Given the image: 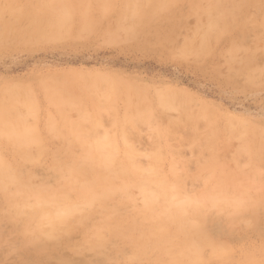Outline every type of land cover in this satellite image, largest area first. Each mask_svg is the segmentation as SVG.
<instances>
[{
    "label": "rangeland",
    "instance_id": "rangeland-1",
    "mask_svg": "<svg viewBox=\"0 0 264 264\" xmlns=\"http://www.w3.org/2000/svg\"><path fill=\"white\" fill-rule=\"evenodd\" d=\"M261 1V4L257 6V8H243L242 14L249 15L251 21L244 22V19H242V21H240V19L235 20V24L233 23L227 27L229 32L226 34L224 33L228 31L227 29H225L227 31L223 33V31L218 29L209 28V21L206 15L203 14L202 11L198 12V14L196 12L195 14L191 11V7L187 1H182L174 7L167 9L164 14L158 15L153 22L147 23L145 27L143 26L138 29L136 26L139 33L133 37L131 35H129V37L128 33L125 32V26L130 24L127 26L128 29L132 25V21L130 20H128L130 22L124 21V24L122 23L124 28L121 27V30L124 32L115 31L117 34L119 33L118 38L116 33V35H112L115 39L103 28L105 27L104 24H100L93 32L94 34L91 33L92 35L87 34L80 38L71 37L69 39L68 36H63L64 39L60 37V40L57 38L53 39L54 41L52 39H49L50 41L48 39H42L30 41L28 43L24 41L23 43L21 38L20 40L19 38L18 40H14L15 36H18L12 34V36L10 35V41L12 43L6 39V44L9 42L7 46L4 43L6 40L2 43L4 46L1 44L0 40V92L6 91L7 88L10 89L11 86L14 88L17 86L19 87V85L20 87L25 86L32 88L41 102L42 94L38 86L42 85L44 88L46 87V89L58 91L60 87L63 86V84H61L64 82L61 81L62 79L68 81L67 84L71 87L74 85L76 88L78 87L77 89H74V87L71 89L69 86L71 89L69 91L68 88L67 93L69 96L65 94L67 97H71L70 99L73 98L75 102L86 96L83 95V92L86 93L87 91L83 90L85 87L82 84L86 83L87 80L88 83L89 80H91V82L99 80V82L96 81V83L98 82L99 86L97 85V91L100 93H98L95 99L98 100L101 97L102 101L105 99L102 93L103 91H107L106 87L108 85L116 87L117 84V89L123 92V89L127 88L126 90L130 91L132 87V89H134V95L142 92L147 96L149 93V99L156 96L159 91V93H165V91H167L165 94H169L173 99L176 97V101L179 100L177 102L175 101L171 108L164 107L162 108V110H164L162 112L161 109H159L160 112L154 123L155 127L159 129L162 128V130H164V127H166L165 130L171 131L172 136L170 135L171 137L169 136L170 138H168L167 141V136H165V134L154 136L156 133L155 130H152L153 127H151V125L139 124L136 129L130 132L128 140L141 155L139 161L142 165L148 163L146 155L152 152L157 140L159 141L158 144L160 147L164 150L171 146L170 148L173 153L168 154L173 158H177L179 162L177 165L178 174L180 173L186 177L181 192L184 195L194 194V196L197 197L201 195L204 189V178L203 176L201 178L197 176V168L200 161L206 160L211 155L210 151L208 152L206 149L204 150L202 148L206 140L205 134H207L205 123L209 119V121L214 119L219 126L218 132L216 133H218L223 143V147L219 148L220 150L217 149L216 154L219 155L221 160L223 158L222 161L228 163L227 168L229 171L233 172L240 169V171L246 175L252 174L253 165L249 163L247 159L249 156H245L252 152L253 156L254 154H258L260 157L258 158L263 160L258 162L259 165L256 168V173L253 172L255 174H252L251 179L246 181V187H248L250 194L247 193L250 201L254 203V207L243 211L239 217H234L233 211L229 209L231 207L226 206V208H223L225 215L222 213V208L220 210H213L209 213L208 218L205 219V221L207 220L206 223L203 221L205 235L212 240L219 241L222 245L224 244V248L226 247L223 252L224 254L219 251L220 258H211V260L210 257L213 253L212 249L209 246L203 247V258L206 257L205 264H264V148L262 149L263 152H260V150L257 153L254 151L255 148L253 147L254 144L256 146L258 145V141L261 142L259 144H263L261 139L263 140L264 138V29L259 27L264 18V0ZM5 16V18H7L9 15ZM109 21H111V23L115 22V16L112 15ZM116 25L117 23L115 27ZM234 25H236L235 28L233 27ZM211 29L213 31L210 36L208 33L210 34L211 31L209 30ZM214 30L217 32L216 36ZM218 31H220V35L222 32L223 36L217 38ZM203 33L210 37L209 41L208 37H205L208 43L207 45L209 46L205 45L206 41L203 44L198 39L199 35L201 37ZM236 39L240 46L235 53H232L230 51L231 45L237 41ZM65 78L68 79L66 80ZM75 78L78 79L76 80ZM79 78L84 80V82H81ZM107 78H109V80ZM45 79L49 80L48 82L51 81V86L47 85L45 82L44 85L41 84ZM100 79L104 80V82L101 81L102 83H100ZM55 81H58L56 85L61 82L57 86L58 89L56 85L52 86ZM110 81H113V83ZM105 82L107 83L104 85L103 83ZM108 82L110 83L108 84ZM133 83L135 85H133ZM137 87L139 89L141 88V92ZM144 88H147L148 91ZM12 89L13 88L10 90ZM10 90H7V92ZM71 91L72 94H70ZM78 91L82 94L78 93ZM172 91L174 92L172 93ZM130 92H132V90ZM176 93H178L177 96ZM180 93L183 98H181V102L179 98ZM78 94H80L82 98L80 95L76 96ZM184 95H187L186 97L189 101L186 100ZM66 96L63 97L66 98ZM135 98L137 97L135 96L130 100L138 105L140 100ZM123 100L124 99H117L118 102L115 101L114 103L116 105L119 103L118 106L114 105L115 110L119 114H122L125 108ZM182 101H184V105L187 107L189 106V111L185 114L183 113L184 106L182 105ZM2 104V93H0V107ZM43 105L45 109L43 108L44 111L40 119L35 120L32 117H28V119H30H27L28 124L30 126H35L37 122L36 125L38 126L39 132L44 138L46 137L45 139L49 140L48 146L51 149L58 150L66 144L65 137L61 135L60 138L58 135H53L44 128L45 114L48 112L58 117L59 112L62 111L61 114H65L64 116L67 117L70 122L76 120L79 123L80 119L78 116L79 114H77V107L75 105L70 106L69 104L55 106V104L43 103ZM20 107V111L22 110L21 113H25V107ZM206 108L213 109L210 111L208 110L209 112L207 113H210L211 116L208 114L207 119ZM57 109L60 111L57 112ZM63 109L65 111L70 109L72 112L71 115H68L70 110L64 112ZM203 112L205 113L204 116L202 115L199 117ZM105 114L106 113H103L101 116V119L103 118L100 120L103 129L101 130L110 131L112 127L111 116L106 114V117L104 116ZM181 114L182 116H180ZM188 115L191 116V119ZM185 118H187L189 122L191 121V125H194L193 127L196 128H191V125ZM232 118L234 119L232 123L234 126L231 124ZM181 119L182 122H180ZM183 119L186 120L184 123ZM33 120L34 122L36 121L34 124H32ZM172 120H178L175 121L176 124L178 122L181 124L178 123L179 125L177 124V126H175L176 124L175 122H171ZM197 120H201L202 123H198ZM76 121L72 123H76ZM192 121L195 124L197 122V124H193ZM228 121L230 125H227ZM170 122L173 123V127L170 126ZM83 124L84 128L82 127V129L85 132H82L84 135L90 133L92 130L91 124H88V122H84ZM197 126L199 130L198 133L195 131ZM223 126L232 136L224 134L226 131L220 128ZM89 129L91 130L89 131ZM221 130L224 132H221ZM236 130L239 131V136L236 134ZM233 131L235 132L234 134ZM194 133H196L195 136ZM255 133L257 137L254 135ZM196 140H199L198 144H194ZM247 141H249V143ZM246 142L249 145V151L243 150L246 146ZM248 145L246 147H248ZM76 148H78L76 149V152L78 151L77 155H80L81 149L79 147ZM36 151V146H33L32 152L36 154ZM41 158L39 165L37 164L38 166L29 165L26 167V171H31L35 175L31 187L34 189H38L37 186H41V188L43 187L45 189L58 187L60 181L54 174L55 171L48 166L50 158L47 156ZM165 171H169V162L165 164ZM192 177L194 179H192ZM120 193L116 195V197H119L116 198L115 203L112 204V201L109 202L110 204L108 203V209L114 208V204H116V206L118 205L117 208H120L117 212L119 217L107 218V220L110 219L107 223L110 225L109 221H113L112 223L115 222V226L118 227V225L121 224L118 219H122V222H128V220H133L135 218L137 221L140 220V222L142 221L146 224L147 221H143L144 214L140 211L144 204V197L140 185L137 183L133 184L130 186L129 190ZM127 193H130L132 197ZM30 200H32V198ZM117 200L120 202H117ZM98 207L93 209L91 215L94 217L90 215L92 217L91 221L88 222V220H90L89 216L88 219L83 222L85 227L79 225L72 232H69V235L62 232L57 242L46 243V245L41 248L35 244H33L35 246H32V244L28 246L26 237L18 227V223L10 220L6 212L7 204L4 194L0 192V264H177L162 259L157 251H155L156 249L153 245L149 243H144V245L140 246L141 248H137V246L130 244L128 241L126 242L125 239L118 238L109 240L110 243L108 242V244L104 243L101 249L93 248L96 245L93 246L95 241L93 242L94 238L92 239V236L94 237V235L92 234L101 227L104 221L102 220V216H104L103 210L106 209L105 211H108L107 208L104 209L103 207H99L98 209ZM156 213L160 214L159 210L156 211ZM140 215L142 217H140ZM140 218H142V220ZM149 223L151 225H149ZM149 223H147V225L150 227L154 225V222H151V220ZM110 226L115 227L114 224ZM89 237L91 238L88 239V241H83ZM88 242L92 244L88 245ZM148 245L150 248L147 247ZM180 252L181 250L178 251L179 254ZM137 253L139 254L137 255ZM146 253L148 254L146 255ZM187 253L190 254L191 252L188 251ZM182 255H180V257ZM180 260L182 259L180 258ZM183 260H187L186 257ZM183 260L182 262L179 261L178 264H189V261L186 262Z\"/></svg>",
    "mask_w": 264,
    "mask_h": 264
},
{
    "label": "bare ground",
    "instance_id": "bare-ground-1",
    "mask_svg": "<svg viewBox=\"0 0 264 264\" xmlns=\"http://www.w3.org/2000/svg\"><path fill=\"white\" fill-rule=\"evenodd\" d=\"M182 1H187L191 7V11L195 14L196 12L198 14V12L202 11L209 21V26L207 25L209 28L218 29L223 31V33L228 30L227 27L232 25L235 20L240 19V21H242V19H244V22L251 21L249 15L242 14L243 8H257L262 2L261 0H0V40L1 44L6 39L11 42L10 35L12 36V34L18 36L16 37L14 35V40H18V38L20 40L21 38L23 43L24 41L28 43L30 41L42 39L53 40L58 38L60 40V37L63 38V36H68V39L71 37L80 38L87 34H94L93 32L100 24H104L105 27L103 28L106 29V32H108L110 36H114L117 34V31H123L121 29L124 28V21L127 22L128 20L132 21V25L128 29L127 26L130 24L125 26L127 30H125V32L128 33V36L131 35L133 37L139 33L136 26L138 29L143 26L145 27L147 23L153 22L158 15L164 14L167 9L174 7ZM5 15H9V18H5ZM112 15L115 16V22L118 27L117 25L115 27V22H113V24L109 21ZM262 20V22L260 21L261 24L259 27L264 29V18ZM235 26L236 25L233 27L235 28ZM209 31L211 32L210 34L208 33V35L211 36L213 30L211 29ZM220 31H218L219 36L217 35V38L223 36L222 32L221 35L219 34ZM228 32L229 30L224 34ZM216 34L217 32L215 36ZM117 35L118 38L119 33ZM113 36L112 38L115 39ZM206 36L207 34L205 35L203 33L201 37L199 35L198 39L203 44L206 41L205 45L209 46L207 45ZM207 37L209 41L210 37ZM6 42L7 40L4 41L7 46L9 42L7 44ZM2 45L4 46V44ZM231 46L230 51L235 53L240 46L238 40ZM81 78H79L81 82H84ZM75 79L77 80L78 78ZM107 79L109 80V78ZM45 80L42 81L43 83L41 84L44 85L46 83L51 86V81L48 82L49 80ZM61 81H64L63 83L60 82L63 86L60 85L61 87L59 86L60 89L58 91L46 89V87L44 88L42 85L38 86L42 94L41 102L36 96L37 94L35 95L33 89L25 86L20 87L19 85L20 88L18 86L15 88L11 86L10 89L13 88L12 90L7 88V90L10 91L7 92L6 90L0 92L2 93L3 99V104L0 107V192L4 194L7 204L6 212L10 220L18 223V227L26 237L28 246L32 244V246L36 245L42 248L46 243L57 242L62 232L68 234L79 225H83V222L88 219L94 208L99 206L108 209V203L110 201H112V204L115 203L116 198L119 197H116L118 193L129 190L131 185L137 183L140 185L144 197V204L140 211L144 214L143 221H147L146 224L134 218L133 220H128V222H122V219H118L121 223L118 227L115 226V222L112 223L113 221H109L110 225L114 224L115 227L110 226L107 223L110 219L107 220V218L119 217L117 212L120 208H117L118 205L116 206V204H114L115 207L112 205L114 208L108 209V211H105L106 209L103 210L104 216H102V220L104 221L103 223L100 221L102 223L101 227L98 228L94 225L98 228L97 231H95L93 227L95 232L92 235H94V237L91 236L92 239L94 238L93 242L95 241L93 246L96 245L93 248L101 249L104 243L108 244L109 240L122 238L125 239L126 242L128 241L130 244L137 246V248H141L140 246L144 245V243H149L153 245L156 249L155 251H157L162 259L169 260L172 263L178 264L179 261L182 262L186 257L187 260L183 261H189V264H205L206 257L203 258L204 253H202V249L205 246H209L212 249L213 253L210 260L211 258H220L219 251L223 253L226 247L224 248V244L222 245L219 241L212 240L205 235L203 221L206 223L207 220L205 221V219L208 218L209 213L213 210H220L221 208H226V206L231 207L229 209L233 211L234 217H239L243 211L254 207V203L250 201L248 196L249 191L248 187H246V181H249L252 174L256 173V168L259 165L258 162H261L263 159L260 160L258 154H254L253 156V152L249 155H245L249 156L247 159L249 163L253 165L252 174L246 175L240 171V169L233 172L229 171L227 168L228 163L222 161L223 158L221 160L219 155L216 154V150L223 147V143L218 133H216L219 129L218 123L214 119L212 120L211 117L212 121H209V119L207 121L205 120L206 123L204 122L207 134H205L206 140L204 144L202 142V148L204 150L206 149L208 152L210 151L211 155L206 160L200 161L196 172L198 177L201 178L203 176L204 178V189L201 195H198L199 197L194 196V194L184 195L181 190L186 177L180 173L178 174L177 165L179 162L177 158H173L168 154L173 153L170 148L171 146L164 150L160 147L158 144L159 141L156 139L158 142L156 141L154 149L151 153L146 155L148 163L142 165L139 161L141 155L128 140L130 132L136 129L137 125L148 124L153 127L152 130H155L156 134L154 136L165 134L168 141V138L172 136L171 131L165 130L166 127H164L165 129L163 128L164 130L155 127L154 122H156L160 112L159 109H161L162 112L164 111L162 110L164 107H173L176 97L173 99L169 94H165L167 91H165V93H159V91L156 96L149 99V93L146 96L140 90L143 85L140 89L137 87L141 93L134 95V89H132V87L129 88L133 93L130 92L131 90H126L127 88L123 89V92L117 89V84L116 87L112 85L109 86L108 84L110 82L113 83V81H110L106 87L107 91H103L102 93V95L105 96V99L102 101L100 96L98 100L95 99L98 93H100L97 91L99 80H96L98 81L97 83L96 81L91 82V80H89L88 83L87 80L86 83L82 84L85 87L82 89L87 91V94L83 92V95H86L87 98L85 96L84 98L86 99H78L80 98L78 97V100L75 102L73 98L70 99L71 97L65 95H68L67 92L70 86L67 84L68 81L64 79ZM101 81L104 82V80L100 79V83H102ZM56 82L58 81H55L52 86L56 85ZM106 83L107 82L103 84L105 85ZM59 84L56 85V88ZM133 85L135 84L133 83ZM73 87L74 89L76 88L75 85ZM73 87H71V89ZM71 89L69 88V91ZM144 89L147 90V88ZM173 92L174 91H172V93ZM78 93H80V91H78ZM70 94H72V91ZM177 94L178 93H176V96ZM63 96H66V98ZM135 96L140 100L138 105L130 100ZM186 96L184 95V97ZM179 98L181 102L183 99L181 93L179 94ZM117 99H124L125 108L122 114H119L115 110L114 105L116 104L114 103ZM186 100H188L187 97ZM182 102L184 106L183 113L185 114L189 111V106L187 107L184 105V101ZM43 103L55 104V106L69 104L70 106L75 105L77 107V114H79L78 116L80 119L79 123L76 120H73L76 121V123H72L73 121L70 122V120L64 116L65 114H61L62 111L59 110V112L58 109V117L48 112L45 114V127H43L53 135H58V137L62 135V137H65L66 144L58 150L51 149L48 146L49 140L41 135L36 121L35 123L33 120L32 124L35 123L37 127L28 124V120H30L28 117H32L35 120L40 119L44 111L43 108L45 109ZM118 105L119 103L116 106ZM20 106L25 107V113H21L22 110L20 111ZM211 109L212 108H206V113ZM69 110H64V112ZM71 113L70 110L68 115H71ZM103 113L111 116L112 130L110 129V131L105 127L107 131H102L100 120L103 119H101ZM106 114L104 116H106ZM204 114L203 112L199 117L202 115L204 116ZM208 114L210 113L206 114V119ZM180 116H182V114ZM187 118L185 119L188 120ZM189 118L191 119V116H189ZM186 120H184L183 123ZM175 121L172 120L171 122ZM229 121L227 125H230ZM233 121L234 119L231 124ZM84 122L90 123L92 129H89L91 132L85 135L83 133L85 131L82 129V127L84 128ZM171 122L170 126L173 127L174 125ZM180 122H182V119ZM190 122L188 120V123L191 125ZM197 122L200 123L201 120H197ZM177 124L175 126H177ZM193 126L191 125V128L195 129L196 127ZM220 128H223L224 131L227 130L224 129V126ZM195 131L196 133L199 132L198 126ZM224 131L221 130V132ZM236 131L238 135L239 131ZM226 132L224 134L232 136L229 132ZM196 133H194V136ZM234 133L233 131V134ZM254 135L256 136V133ZM252 139L254 140L253 137ZM263 140L261 139L263 144H259L261 142L258 141L257 146L253 142L255 145H253L255 148L254 151L257 153L260 150V152L264 151H262L264 148ZM198 141H194V144H198ZM247 142L249 143V141ZM247 142L245 144L246 146L248 145ZM33 146L37 148L36 154L32 152ZM246 146L243 150L249 151V145L248 147ZM76 147L81 149V154H78L79 156L77 155L78 151L76 152V149L78 148ZM43 156L50 158L48 166L55 171L54 174L60 181L59 186L53 189H45L43 187L41 188V186H37L38 189L32 188L31 183H33L35 175L31 171H26V167L29 165L38 166ZM167 162H169V171H165V164ZM233 168L235 170L234 166ZM192 179L194 178L192 177ZM128 195H130V193ZM31 198L32 200H30ZM117 202L120 201L117 200ZM158 210L160 214L156 213ZM222 213H224V209ZM91 216L88 222L94 217ZM140 217L142 216L140 215ZM140 219L142 220V218ZM150 220L154 222L152 227L147 225ZM149 225L151 224L149 223ZM83 226L85 227V225ZM89 231L92 232L91 230ZM90 238L91 237L85 238L86 240L83 241H88ZM90 244L92 243L88 245ZM147 247H149V245ZM179 250H181L180 254L178 253ZM188 251L192 254H188ZM138 254L139 253H137V255ZM147 254L148 253H146V255ZM180 255L182 256L180 257ZM180 258L182 260H180Z\"/></svg>",
    "mask_w": 264,
    "mask_h": 264
}]
</instances>
